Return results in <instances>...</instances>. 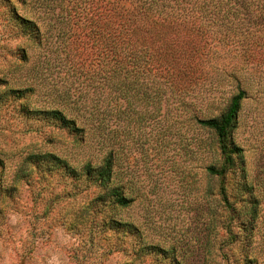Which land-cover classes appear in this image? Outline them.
Listing matches in <instances>:
<instances>
[{
  "label": "rangeland",
  "instance_id": "1",
  "mask_svg": "<svg viewBox=\"0 0 264 264\" xmlns=\"http://www.w3.org/2000/svg\"><path fill=\"white\" fill-rule=\"evenodd\" d=\"M108 1L0 0V264H264V21L175 30V49L199 50L200 72L154 67L140 76L142 93L126 95L87 35ZM111 1L119 12L123 0ZM239 85L247 97L234 138L248 184L228 174L229 209L207 170L221 162L216 135L197 118L222 114ZM28 87L25 97L10 94ZM40 108L64 110L85 131L32 112ZM109 153L128 207L45 158L81 174Z\"/></svg>",
  "mask_w": 264,
  "mask_h": 264
},
{
  "label": "trees",
  "instance_id": "2",
  "mask_svg": "<svg viewBox=\"0 0 264 264\" xmlns=\"http://www.w3.org/2000/svg\"><path fill=\"white\" fill-rule=\"evenodd\" d=\"M104 8L105 10L98 11L95 17L91 16L90 31L87 35L92 39L91 47L95 49L94 54H97L99 59L102 58L105 77L110 81L114 80L112 87L126 95L141 94L143 85L140 76L152 72L154 67L156 71L158 69L164 73H182L185 76L200 72L199 62H195L194 59L198 56L199 50L192 54L175 49L174 46L180 39L175 30L180 28L200 30L203 26L215 25L225 26L227 31L237 28L244 30V26L248 28L252 24L262 26L264 21V0H123L119 12L116 11L118 7L115 3L109 0ZM256 15L258 17L254 20ZM25 20V26L31 29L32 37L38 38L39 29L33 28L32 20ZM166 37L170 39L169 44H166ZM238 88L239 91L233 95L222 114L197 118L202 126L212 130L216 135L221 162L209 165L207 170L220 179L221 197L229 209H233V204L225 190L228 174L237 171L242 177V183L248 184L245 154L234 138L243 101L247 97V90L240 85ZM32 91L33 87L11 88L10 94L21 98ZM32 112L39 117L55 121L72 132L85 131V127L79 125L76 118L69 116L60 108H40ZM46 155L45 158H51L57 165H64L73 176L85 175L102 186L106 191L105 197H109L112 205L116 207L131 205L133 198L115 181L117 170L113 153H109L100 166L88 163L81 174L61 158L53 154ZM113 223L126 226L121 221ZM172 260L174 264H182L178 259Z\"/></svg>",
  "mask_w": 264,
  "mask_h": 264
}]
</instances>
